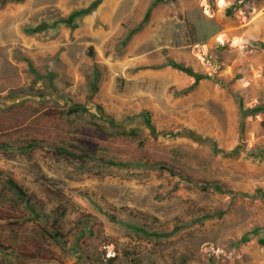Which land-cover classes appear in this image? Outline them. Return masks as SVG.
Wrapping results in <instances>:
<instances>
[{
    "label": "rangeland",
    "instance_id": "374dc122",
    "mask_svg": "<svg viewBox=\"0 0 264 264\" xmlns=\"http://www.w3.org/2000/svg\"><path fill=\"white\" fill-rule=\"evenodd\" d=\"M90 1L0 0V264H264V0H103L52 25ZM170 59L209 76L184 91ZM145 109L202 137H153Z\"/></svg>",
    "mask_w": 264,
    "mask_h": 264
},
{
    "label": "trees",
    "instance_id": "16d2710c",
    "mask_svg": "<svg viewBox=\"0 0 264 264\" xmlns=\"http://www.w3.org/2000/svg\"><path fill=\"white\" fill-rule=\"evenodd\" d=\"M102 1L103 0H93L92 2L90 1V3L88 5L81 7V8L74 9L67 16H63V17L55 20L54 23H52V25L63 22V23H66L68 25L75 27L77 25V18L84 16V15H87L90 12H93L94 10H96V8L102 3ZM151 11H152V6H150L148 8L147 13L143 19V22L139 26L130 30V32L128 33V39L131 38V36L134 34V32H136L137 30L142 28L143 24L149 19L150 15H151ZM50 26L51 25L47 21H43V22H41L35 26L29 27L28 30L31 32H39V31L46 30V28H48ZM263 44H264V42H263ZM169 63H171L172 65H174V66H176L182 70H184L185 72H187L188 74H190L194 78L193 83L189 87L185 88L184 91H189V90L193 89L195 86H197L200 83V81L203 78H206L209 76L207 73L197 71L193 67L186 65L182 62H178L174 59H170ZM156 66H159V65H156ZM97 76H98V74H97ZM95 80H97V77L95 78ZM97 108H100V106H98ZM261 109H262V106L258 105L256 107L246 109L245 112L251 111V110H261ZM90 110H92V108H91V106H89V104L77 102V103H74L73 105H71L68 111L71 113H75V112H80V111L87 112ZM141 114L143 115L145 123L147 124V126L150 130V133L153 137L157 138V137H160L161 135H163V136H167V135L168 136L169 135L177 136V135H182V134L191 136L193 138L202 137V135L199 132H197L195 129L190 128L188 126H182L181 125L180 128H176V129L175 128L159 129L158 126L155 125L156 123L153 119L151 110L145 109L141 112ZM131 132H132V134H135V129H132ZM42 142H43L42 139L41 140L33 139L28 143V146L32 147V146L40 144ZM81 145H82V147L79 148V150L71 151V149L69 147H67L66 145H64V144L58 145L57 144L58 149H60L62 152L63 151L69 152L75 156L84 157V156H88V155L94 153V151H92V149H91L92 147H89L86 143H81ZM72 146L74 147V149H77L76 145H72ZM216 150L221 151L226 156H234V155H237L239 152L238 149H226V148H222V147H218V146H216ZM97 156L100 159L105 160L106 162L111 163V164L125 165V164L130 163L128 161L124 162L122 160H119V159L117 160V159L109 157V156H104V155H97ZM131 162H134V161H131ZM138 162L140 164H144V165H148V166L150 165L152 167H167L168 166L164 162H152L151 163L150 160L149 161L138 160ZM2 173L3 172H0V176ZM186 179L193 181L191 177H186ZM7 182H8L7 184H9L13 189H15L20 196H23V197H26L29 199L30 196L27 194L26 190L15 179H13L12 177H9L7 179ZM196 183H199V182H196ZM199 184H201L203 187L214 186L216 189H219L221 191L231 190V189H227V188L223 187V185L220 184L219 182H206V183H199ZM258 190L264 191L263 188H259ZM29 201H27V202H29ZM222 213H223V211L219 210V211H216L214 213H205L204 216L210 217V216H213L215 214L219 215ZM109 215L113 220H116L119 222H126L123 219L117 218V215H114L111 213H109ZM126 224H129L130 226L134 227L135 229H137L139 231H143L144 233H147V234H152V235H155L157 237H169L171 235L176 234L178 231H180L186 223H181V224L179 223V224L175 225L173 227V229L170 231H166V230L149 231L148 229L145 228V226H142V225H139L136 223H126ZM0 247L2 248V250L4 249L3 245H0ZM22 255H25L31 259H39L42 257L36 253H22Z\"/></svg>",
    "mask_w": 264,
    "mask_h": 264
}]
</instances>
